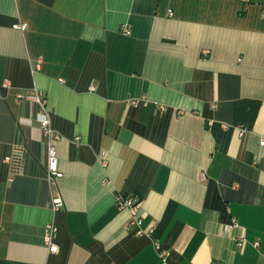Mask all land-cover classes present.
Returning <instances> with one entry per match:
<instances>
[{
	"label": "crops",
	"instance_id": "1",
	"mask_svg": "<svg viewBox=\"0 0 264 264\" xmlns=\"http://www.w3.org/2000/svg\"><path fill=\"white\" fill-rule=\"evenodd\" d=\"M261 137L264 0H0V263L264 264Z\"/></svg>",
	"mask_w": 264,
	"mask_h": 264
},
{
	"label": "built area",
	"instance_id": "2",
	"mask_svg": "<svg viewBox=\"0 0 264 264\" xmlns=\"http://www.w3.org/2000/svg\"><path fill=\"white\" fill-rule=\"evenodd\" d=\"M15 28L23 29L25 27L24 24H15ZM123 33L130 34V30L127 27L122 28ZM16 98L20 100H30L37 104L38 106V117L40 122L41 130L43 131L44 135L47 137V147H46V154H47V163L45 166V174L49 180H53L62 176V172L59 169L58 158L56 154V149L54 146L53 141L59 139V135L55 133L52 129L49 119L47 116V107H46V100L42 93L35 91L32 94H25L23 92H18L16 94ZM261 145H264V137L260 139ZM116 204L121 208L128 209L129 213L132 215L133 220L136 218V212L138 207V202L134 200L133 197L127 195H119L116 197ZM62 201L59 197H55L53 199V209L57 210L61 208ZM139 218L136 219L134 222H139ZM55 227L52 224H48L44 230V243L48 246L49 252H56L57 245L54 243V235H55ZM224 231L229 230V225L223 226ZM141 231H137L140 234ZM155 249L158 251L159 257L163 258L164 253L159 250L160 247L158 243L154 244Z\"/></svg>",
	"mask_w": 264,
	"mask_h": 264
},
{
	"label": "trees",
	"instance_id": "3",
	"mask_svg": "<svg viewBox=\"0 0 264 264\" xmlns=\"http://www.w3.org/2000/svg\"><path fill=\"white\" fill-rule=\"evenodd\" d=\"M0 264H12V263H8V262H6V263H0Z\"/></svg>",
	"mask_w": 264,
	"mask_h": 264
}]
</instances>
